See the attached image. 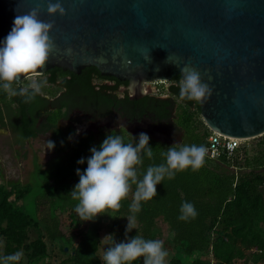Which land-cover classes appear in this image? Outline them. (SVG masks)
Segmentation results:
<instances>
[{
  "label": "trees",
  "instance_id": "16d2710c",
  "mask_svg": "<svg viewBox=\"0 0 264 264\" xmlns=\"http://www.w3.org/2000/svg\"><path fill=\"white\" fill-rule=\"evenodd\" d=\"M105 77L116 84L94 82ZM180 79V75H176L168 86L158 85L156 81L158 93L134 98L127 92L117 95L114 90L122 80L103 76L94 66L83 68L79 74L52 67L47 70L45 82L52 88L63 87L60 95H55L57 86L50 89L49 98L48 93L41 91L30 100L23 95L0 91V124L8 126L15 141L24 143L51 129L50 140L58 153L42 171L41 184L45 192L35 197L32 214L24 208L23 202L29 184L0 181V255L21 251L23 256L18 264H23L24 257V264L46 261L48 264L52 255L48 246L55 244L58 255L62 256L58 264H103L100 258L112 238L117 242L125 239L127 220L124 216L130 214L135 184L120 201L119 209H105L106 212L98 213L92 220H81L74 211L76 201L70 190L74 185L71 181L78 182L75 169L83 170L86 163L76 161L89 156V148L98 147L107 134L97 141L87 134L68 141L64 131L56 126V120L67 117L72 107L95 117L115 112L129 122L175 124L184 133L181 144L205 146L209 128L200 117L198 102L179 95ZM17 84L13 82L12 87L18 89ZM48 105L56 110H48ZM62 107L66 109L61 110ZM111 132L124 135L127 140L133 139L125 131ZM172 144L150 137L153 155L143 157L137 167L138 179L150 164L164 162L163 153ZM258 145L250 154L245 151L242 158L238 151L244 146L231 155L221 153L215 159L205 156L204 164L197 170L187 168L177 171L172 178L165 177L156 185V196L140 202V211L135 214L136 229L128 236L137 231L145 238L157 239L160 232L157 224L161 221L167 227L171 250L166 264H264V137ZM234 168L237 170L229 171ZM184 201L194 205L197 212L194 218L178 219ZM58 210L68 211L70 224L66 233L60 228ZM32 227L37 230L34 238L29 236ZM102 230L106 231L108 239L100 250ZM73 238L77 239L76 243ZM141 263L142 258L133 262Z\"/></svg>",
  "mask_w": 264,
  "mask_h": 264
},
{
  "label": "water",
  "instance_id": "95a60500",
  "mask_svg": "<svg viewBox=\"0 0 264 264\" xmlns=\"http://www.w3.org/2000/svg\"><path fill=\"white\" fill-rule=\"evenodd\" d=\"M57 2L63 13H49ZM37 7L55 45L39 74L94 66L128 81L137 98L143 83L191 68L211 88L198 102L205 125L240 138L264 133V0H0V38Z\"/></svg>",
  "mask_w": 264,
  "mask_h": 264
},
{
  "label": "clouds",
  "instance_id": "9594fccd",
  "mask_svg": "<svg viewBox=\"0 0 264 264\" xmlns=\"http://www.w3.org/2000/svg\"><path fill=\"white\" fill-rule=\"evenodd\" d=\"M38 7L27 13L16 15L8 33L0 38V91L11 95H23L26 100L32 99L41 92L44 80H32L26 86L18 89L12 87L13 82L22 79L21 74H39V70L48 60L50 52L55 47L48 33L51 22L38 18ZM49 13L64 9L60 3H49ZM71 53V49L65 50ZM182 78L178 82L179 95L189 100L202 102L211 93L208 84L201 81L197 71L191 68H181ZM129 133V132H128ZM131 134V133H130ZM127 140L124 135L109 133L99 146L89 148L90 155L80 157L76 163L85 164L81 170L76 168L78 182L70 190L71 197L76 201L75 213L81 220H92L105 209H119L120 201L125 198L135 184L132 201L129 204L130 214L126 217L125 239L115 241L104 248L100 258L103 264H133L142 258V264H166L167 250L160 239H148L138 234L128 236L136 229V213L140 211L141 201H147L156 196V185L165 177H174L177 171L187 168L199 169L205 162L207 148L204 145L181 144L169 146L164 155V162L150 164L137 177V167L142 164L143 157L151 158L152 147L149 145L147 133L140 132L135 138ZM71 138V134L69 136ZM54 142L48 140L47 148L51 150ZM178 219L187 220L197 215L194 205L184 201L180 205ZM23 253L0 255V264H18Z\"/></svg>",
  "mask_w": 264,
  "mask_h": 264
},
{
  "label": "rangeland",
  "instance_id": "374dc122",
  "mask_svg": "<svg viewBox=\"0 0 264 264\" xmlns=\"http://www.w3.org/2000/svg\"><path fill=\"white\" fill-rule=\"evenodd\" d=\"M46 74H33L27 76L26 78L22 79L18 82L17 85L19 86H26L32 80H44L45 81ZM95 83H99L101 80L94 79ZM156 82V81H155ZM160 82V83H159ZM162 82V83H161ZM170 81H158L159 84H163L167 86L170 84ZM156 84V83H155ZM154 83L146 82L143 83L140 88L142 92L156 94L158 93V88L155 86ZM15 85V86H17ZM157 85V84H156ZM50 89L53 90L51 85L48 83H44L42 86L41 91L43 93H50ZM129 92L131 95L134 94L133 89L130 88ZM121 93V92H120ZM117 123L120 122V118L117 117L115 119ZM141 124L134 126L133 132L138 134L140 132H145L148 134L149 137L154 138L156 140H161L167 143H177L181 144L184 141V133L183 130L176 127L175 124L170 127V125L166 126L165 130H162L161 127L159 128H152L154 130L149 131L147 129H151L147 125ZM159 129V130H155ZM106 129H104L105 131ZM168 130V131H166ZM201 130V129H200ZM264 136H256L249 138L246 143L244 144V149L242 148L238 151L239 158L244 156L245 151L249 154L253 152L255 149L259 148L258 142ZM50 140L48 136L45 135H38L36 137L30 138L28 141L24 143H18L15 141L14 135L11 133L10 129L6 125L0 124V181L6 184L18 182L21 184H29V190L27 196L23 200L24 208L28 210L31 214L34 210V201L35 197L40 195L41 193L45 192L44 188L42 187L41 180H42V171L47 169L50 166L51 161L55 158L58 153H54L47 148V142ZM237 169H230L229 171H236ZM72 183H76L77 181H71ZM11 196L10 198H12ZM21 203V201H18ZM58 217L60 219V228L62 232L66 233L67 227L70 224V218L68 211L61 212L57 211ZM72 226V225H71ZM158 228L160 229L159 235L157 239L163 241V246L168 252V256L165 258L166 262L170 257L171 250H169V233L167 227L161 221L157 224ZM106 231L102 230L100 232V240H101V248L102 250L103 245L107 243V235ZM30 238H34L37 236V230L32 227L29 231ZM73 243H76L77 239H72ZM168 248V249H167ZM49 253L52 254L50 259H48V264H58V261L61 259L62 256L58 255V247L55 244H49L48 246ZM26 258L23 259V264L25 263ZM47 264V261L46 263ZM142 264V263H141Z\"/></svg>",
  "mask_w": 264,
  "mask_h": 264
},
{
  "label": "flooded vegetation",
  "instance_id": "af4514ba",
  "mask_svg": "<svg viewBox=\"0 0 264 264\" xmlns=\"http://www.w3.org/2000/svg\"><path fill=\"white\" fill-rule=\"evenodd\" d=\"M44 74H46L47 76V71L44 72ZM100 80L103 83L108 84V85L116 84V82L113 79H110L108 77L101 78ZM151 83L155 84L156 82H151ZM56 86H57V89L55 88L56 90L55 95H60L64 91V89L63 87H59L58 85H55L54 87ZM129 89H130V83L128 81L126 82L122 81L117 85L114 92L117 95H123L125 94V92H127L128 95L131 97ZM46 97L49 98L50 94L48 93ZM47 109L55 111L56 107H54L53 105H48ZM64 109L66 108L62 107L61 110H64ZM117 117L120 118L119 123L115 121ZM40 122H41V117L38 119L37 126H39ZM141 122H143L142 123L143 125H147L148 127L151 128V129H147L149 131L154 130L152 128H156V127L157 128L161 127L162 130L166 129V126L164 124H159V123L151 124L150 122H147L146 120H142V121L134 120L133 122H129L125 118L118 116L115 112L106 114L103 117H98V116L95 117L88 113H85L83 109L78 108V107H72L67 117H59L56 120V126L64 131L65 133L64 135L66 136L68 141L79 138L85 134L90 135L93 139L97 141L103 138L110 131H125L127 133L129 132L128 134L131 133L132 136H136V134L133 132V128L134 126L141 124ZM170 127L172 126L170 125ZM104 129L106 130L104 131ZM159 129H155V130H159ZM70 134H71V138H69ZM38 135H45L51 138V129L43 133H38L37 136ZM50 151L57 153L54 148H52Z\"/></svg>",
  "mask_w": 264,
  "mask_h": 264
},
{
  "label": "built area",
  "instance_id": "2783aa9c",
  "mask_svg": "<svg viewBox=\"0 0 264 264\" xmlns=\"http://www.w3.org/2000/svg\"><path fill=\"white\" fill-rule=\"evenodd\" d=\"M261 135L264 136V133ZM248 139L249 138L229 136L209 128L207 143L205 145V147L207 148V152L205 156L211 159H215L221 153H226L227 155L234 154L236 151H238L240 148L244 146V144Z\"/></svg>",
  "mask_w": 264,
  "mask_h": 264
}]
</instances>
